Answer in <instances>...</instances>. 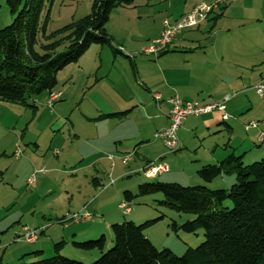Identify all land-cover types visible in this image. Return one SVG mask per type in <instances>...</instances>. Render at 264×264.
Returning a JSON list of instances; mask_svg holds the SVG:
<instances>
[{
  "label": "crops",
  "instance_id": "1",
  "mask_svg": "<svg viewBox=\"0 0 264 264\" xmlns=\"http://www.w3.org/2000/svg\"><path fill=\"white\" fill-rule=\"evenodd\" d=\"M217 1L219 0H141L136 4L134 0L132 7L124 8L134 10L127 11L129 19L142 22L153 19V23L158 26L157 30L151 35H110L113 42L112 46L108 47L113 53L112 60L107 59L106 63L100 57L96 79L87 93L90 111L85 114L79 110L77 119H66L74 138L81 142L82 148H86L89 155L87 158L85 152L81 153L82 161L93 158L90 165L95 167L105 162L104 155L117 157L112 166L113 174L109 175L110 182L104 185L99 178H93L92 184L101 194L92 193L91 198L86 201L87 211L94 209V217H97L95 219L101 216L104 219L98 223L99 221H94L93 218L86 221L90 223L86 226L81 224L83 221L71 223L74 225L70 227L66 224L65 230L60 236L53 238L52 243L60 239L69 242L76 240L85 235L88 227L97 229L94 233H100L110 229L113 223L125 222L119 205L125 201L123 191H130V188L125 183L123 185L121 180L141 173L150 162L163 159L169 167V173L154 179L160 178L162 182L172 181L168 183L187 180L202 184L203 181H199L201 179L197 172L204 166L216 165L232 154L241 157L243 163L248 154L255 160L264 157V139L260 140L261 134H264V104L257 105L262 109V117L249 116L252 122L258 119V128L240 134L242 123L237 119L238 115L256 109L248 94L264 81V0H237L222 5L207 22L178 35L167 51L157 59L150 60L140 55L149 43L160 37L165 20L174 22L191 12L201 2ZM198 32L204 35H198ZM251 36L259 40V47L254 46ZM101 71L104 74L99 77ZM55 91L58 92L57 87ZM64 95L61 94L57 104ZM45 96L42 104L46 106L48 93H45ZM175 96L183 102L200 105L224 104L225 113L236 119L224 121V112L214 111L206 115L190 116L183 122L178 133L181 151L185 149L189 153L197 140L200 142V149L205 151L204 156L193 157V171L190 172L184 165L186 153L182 154L180 151L173 159L167 160L168 154L164 148L154 141V135L170 125L171 105L168 101ZM41 97L36 99V107L41 103ZM84 99L85 96L82 102ZM82 102L78 105L81 109L85 107ZM64 106L57 105L55 109H64ZM60 115L62 117V114ZM8 121L6 126L0 121V129L4 132L8 125L17 127L14 123L16 119L12 116L8 117ZM215 134H218L217 139L206 144V139ZM255 141L262 147L253 152ZM1 151V155L6 157V150ZM130 152L136 154L128 165H116V161L121 162V155ZM98 153L100 155H97ZM172 174L175 179L170 178ZM218 180V183L213 181L210 184L228 187L235 182L231 176H223ZM111 181H114V184H111ZM142 183L144 182H137ZM82 210L81 208L78 212H68L64 217L84 213ZM135 215L136 211L131 210L132 220ZM44 228H40L42 232ZM52 243L49 242L47 247L51 248ZM38 245L39 239L34 243L35 252L28 250V253L33 252L37 257L46 254V247ZM76 256L82 257L84 261L86 255L76 251Z\"/></svg>",
  "mask_w": 264,
  "mask_h": 264
},
{
  "label": "rangeland",
  "instance_id": "2",
  "mask_svg": "<svg viewBox=\"0 0 264 264\" xmlns=\"http://www.w3.org/2000/svg\"><path fill=\"white\" fill-rule=\"evenodd\" d=\"M204 1L211 2V0ZM140 2L141 0H136V4ZM255 5L257 6L258 3H255ZM92 6L93 0L50 1L46 6L43 16L45 18L49 11L46 35H51L70 24L84 19L91 13ZM256 6L254 7L256 8ZM127 11L134 10L117 8L112 11L110 20L106 25V30L109 35H131L132 33H134V35H151L157 30L158 26L153 23V19L149 21L143 20V22L133 18L129 19ZM15 17L16 16L11 13L6 0H0V30L13 24ZM262 28L264 30V26ZM197 34L204 35L200 32ZM40 35H43V33L41 32ZM252 39L254 46L259 47V40L257 41L253 37ZM41 41L45 43L44 39H41ZM149 46L150 43L148 47ZM40 47L39 45L38 48L40 49ZM144 51L140 53L144 58H150V60L158 58L151 54H145ZM166 51L167 49L165 52ZM112 56V50L108 46L101 47L93 45L78 63L72 64L60 71L57 74V91L65 95L58 104L57 102L54 104L53 109H49L45 104H42L46 97L45 94H42V97L40 96L41 103L37 104L36 110L23 105L0 102V121L2 124L6 126L9 122L8 117L11 118V116L16 119L14 123L17 124V127H15L16 125H8L5 132L0 129L1 264H32L43 259L51 258L55 256L54 245L62 241L66 244L61 250L60 255L83 264L95 263L101 258L102 254L98 249L89 251L75 250L73 246L75 242L85 243L98 241L102 236H105L106 244L104 253L112 250L114 246L112 243V228L107 229L106 232L94 233L97 232V229L95 230L93 227H88L85 235L79 236L76 240L69 242L68 240L60 239L59 241H54V243L51 242L53 238L62 234V231L66 228V224H69V227L74 225L70 222H66V218L69 215H67V217L64 216L68 212H78L82 208V211L89 212L94 216V209H89V211H87L86 208L88 207L86 201L91 198V194H99L98 189L92 184V180L93 178H99L105 183L104 185H107L108 182H110L109 175L113 174L112 166H114V163L110 160L108 161V155H104L105 162L99 163L95 167L90 165L93 158L82 161L80 157L81 153L85 152L84 154L87 158L89 155L86 152V148H82L81 142L74 138V133L70 131L69 124L66 123V119H77L79 110H81V113L85 112V114L90 111L87 93L96 79L97 69L101 63L100 57L107 63V59H111ZM103 74L104 72L101 71L99 77L103 76ZM84 96L85 99L84 102H82ZM248 97L252 103L256 105V109L238 115L237 119L242 123V126H240L242 132H240V134L247 132V126L252 122L249 116L255 115V118H258V116L262 117L263 114L262 109H259L257 105L264 104V100L257 96L255 90L250 92ZM80 102H82V105L85 104V107L83 106L82 109L78 107ZM61 104L65 105L64 109H55L57 105ZM60 114H62V117ZM58 118L59 120H57ZM60 119L62 120L60 121ZM231 120L236 119L231 116ZM254 122L257 123L258 119H254ZM232 123L233 122H231V124ZM257 124L259 125V123ZM217 136L218 134H215L206 139V144L209 143V141L217 139ZM83 140L86 141L85 138ZM254 143L255 147L253 152L257 151L259 149L258 147H262L258 142L255 141ZM158 145L163 147L167 153L161 142H158ZM194 145L195 147L190 150L189 153L185 149L182 151L180 150L182 154H187V156H185L186 160L184 165L187 167L186 170L188 172L193 169V157L198 155L201 157L205 154V151L200 149L199 140H197ZM1 150H6V157L1 155ZM17 150L18 152L20 151L18 153L19 160L16 158ZM97 155L100 154L98 153ZM176 155V153L168 154L167 160L173 159ZM251 158L252 155L250 156L248 154L244 159V164L252 165L262 160ZM116 165L124 167L122 162L119 161H116ZM144 170L145 168L141 173L121 180L122 184L125 183V185H129V192L134 195L138 194L139 186L141 185L137 184V182H144L142 184L162 182L159 180L160 178L148 180L144 174ZM172 176L174 175L172 174L170 178L175 179ZM33 178H35V183L32 185L31 180ZM218 179L220 178L214 181ZM218 181L216 183H218ZM163 182L168 183L172 181ZM176 183L184 187L205 186L210 190L228 189L233 185L232 183L228 187H218L217 184L209 185L204 182H202V184H197L187 180L177 181ZM113 188L114 186L111 187V189ZM124 192L125 191H123V196ZM163 201H165V199L160 194L148 197L138 196L131 204L132 211H136L134 219H131V213L129 215L123 214L122 218L127 222H133L137 226L150 222L145 233L148 239L159 250L170 249L178 256H182L188 248L195 249L199 247L205 241L203 230H198L196 233H186L181 229H175L173 227L174 223L177 224V227H180L182 224L193 220L194 216L189 214H177L172 209L162 205L161 202ZM95 217L94 221H99L98 223H100V221L102 222L104 219L102 216L98 219H95ZM94 221L92 223H94ZM81 224L86 226L90 223L83 221ZM43 227H45L44 232L40 229ZM23 228L38 231V239L40 240V245L38 246L46 247V254L41 255V257H37L33 254L36 250L34 249V247L36 248L34 243H28L20 238ZM49 242L52 243L51 248L47 247ZM28 250H32L33 252L30 251L32 253H28ZM76 251L77 253L86 255L83 258L84 261H82V257L76 256Z\"/></svg>",
  "mask_w": 264,
  "mask_h": 264
},
{
  "label": "trees",
  "instance_id": "3",
  "mask_svg": "<svg viewBox=\"0 0 264 264\" xmlns=\"http://www.w3.org/2000/svg\"><path fill=\"white\" fill-rule=\"evenodd\" d=\"M50 1L6 0L16 17L0 30V102L37 109L36 99L55 91L60 71L78 63L93 45L112 46L106 30L112 11L134 4V0H93L87 17L46 35L49 11L43 16ZM197 175L206 184L223 176H234L236 182L220 190L153 182L141 184L137 195L125 192L124 200L131 205L138 196L162 195V205L194 216L173 227L186 233L203 230L205 241L199 247L188 248L182 256L170 249L159 250L145 233L150 222L137 226L125 221L111 227L112 250L104 253L105 236L75 242L74 248L98 249L102 256L93 264H264V157L245 165L232 154L216 165L202 167ZM65 244H55V256L32 264H83L60 255Z\"/></svg>",
  "mask_w": 264,
  "mask_h": 264
},
{
  "label": "built area",
  "instance_id": "4",
  "mask_svg": "<svg viewBox=\"0 0 264 264\" xmlns=\"http://www.w3.org/2000/svg\"><path fill=\"white\" fill-rule=\"evenodd\" d=\"M235 1L237 0H219L214 4L201 2L196 5L191 12L181 16L174 22L165 20L163 22V31L161 33V36L150 43V46L147 47V49H145L144 51L145 54H151L156 57H159V55L164 53L165 50L173 44L174 40L178 35H181L185 31L198 28L203 23L209 20L210 16L213 15L216 9H218L222 5H227ZM254 90L257 96L264 100V81L260 82L254 88ZM60 97V92L53 91L48 95L46 106L49 109H53L54 104L60 99ZM168 102L171 105L170 125L168 128L160 130L154 135L155 141L161 142L164 145L168 154H175L181 150V141L179 139L178 133L183 122L188 117L210 114L214 111H222L224 112V121H228L231 119V116L225 113L224 104L200 105L196 103L183 102L178 96L171 98ZM256 128H258V124L256 122H251L250 125L247 126V130ZM263 139L264 134H261L260 140L263 141ZM19 152L17 151V159H19ZM135 154V152L123 154L119 157V159L124 165H128L134 159ZM108 159L114 163L117 157L116 155H108ZM168 172L169 167L163 161V159H158L154 162H150L144 170V174L148 179H154ZM34 183L35 178L31 180V184L33 185ZM111 184H114V181H111ZM119 209L125 215H129L132 210L131 206L125 201L120 203ZM93 218L94 216L88 212H79L70 214L66 218V222L78 223L80 221H89ZM38 236V231L23 228L20 238L24 239L28 243H35L38 239Z\"/></svg>",
  "mask_w": 264,
  "mask_h": 264
}]
</instances>
